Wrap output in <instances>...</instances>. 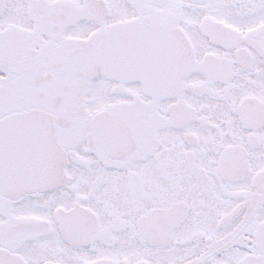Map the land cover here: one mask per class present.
I'll return each mask as SVG.
<instances>
[{"label":"flooded vegetation","instance_id":"flooded-vegetation-1","mask_svg":"<svg viewBox=\"0 0 264 264\" xmlns=\"http://www.w3.org/2000/svg\"><path fill=\"white\" fill-rule=\"evenodd\" d=\"M0 264H264V0H0Z\"/></svg>","mask_w":264,"mask_h":264},{"label":"water","instance_id":"water-1","mask_svg":"<svg viewBox=\"0 0 264 264\" xmlns=\"http://www.w3.org/2000/svg\"><path fill=\"white\" fill-rule=\"evenodd\" d=\"M196 2H206L207 0H195ZM14 117L19 119L20 124L18 125L19 127H22V125L26 124V126L28 125H34L36 127H38L41 124L47 123L49 124V119H47L46 117H44L43 114L39 113V112H33L32 113H26V114H17ZM39 137V136H38ZM40 138V137H39ZM47 144H50L51 141V150H57L59 148V145L56 141L55 138V130L53 127V123H52V129H51V136L47 137L46 139ZM50 148V147H48ZM20 175H24L26 173L24 172H19ZM27 182L26 184H24V186H22L23 189H28L31 188V182H33V179L29 176L25 179ZM25 185H29L30 187H26Z\"/></svg>","mask_w":264,"mask_h":264}]
</instances>
